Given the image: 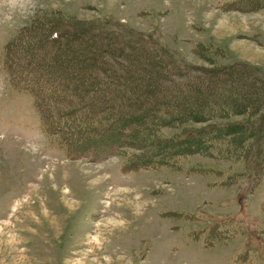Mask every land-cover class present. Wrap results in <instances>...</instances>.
Wrapping results in <instances>:
<instances>
[{"label":"rangeland","instance_id":"rangeland-1","mask_svg":"<svg viewBox=\"0 0 264 264\" xmlns=\"http://www.w3.org/2000/svg\"><path fill=\"white\" fill-rule=\"evenodd\" d=\"M227 1L0 0V59L36 17L60 11L109 23L121 44L158 51L174 69L173 83L208 66L191 53L197 42L222 48L220 62H247L262 78L264 9L225 11ZM147 60L133 63L132 75L152 76ZM163 93L169 104L182 99ZM196 94L203 98L202 89ZM197 102L186 97L180 112ZM125 159L70 158L46 135L33 99L11 88L0 60V264H264V182L214 186L213 176L129 170ZM215 226L224 239L213 236Z\"/></svg>","mask_w":264,"mask_h":264},{"label":"trees","instance_id":"trees-1","mask_svg":"<svg viewBox=\"0 0 264 264\" xmlns=\"http://www.w3.org/2000/svg\"><path fill=\"white\" fill-rule=\"evenodd\" d=\"M224 9L261 10L264 0H228ZM108 25L54 11L36 17L4 48L0 60L11 88L33 99L46 135L75 160L120 154L129 170L213 176L221 187L264 182V77L258 69L222 63V48L197 42L191 53L208 66L173 83L169 60L147 46L121 44ZM142 58L155 70L150 77L132 75ZM163 92L182 99L169 104ZM190 96L197 105L181 113ZM127 149L137 152L126 157ZM261 214L264 225V202ZM218 227L211 233L222 240Z\"/></svg>","mask_w":264,"mask_h":264}]
</instances>
